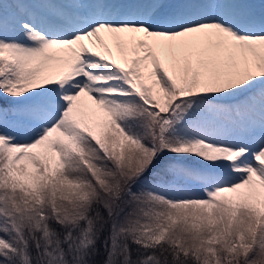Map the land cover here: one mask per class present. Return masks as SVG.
<instances>
[{
    "label": "snow or ice",
    "instance_id": "snow-or-ice-1",
    "mask_svg": "<svg viewBox=\"0 0 264 264\" xmlns=\"http://www.w3.org/2000/svg\"><path fill=\"white\" fill-rule=\"evenodd\" d=\"M0 264H264V0H0Z\"/></svg>",
    "mask_w": 264,
    "mask_h": 264
}]
</instances>
